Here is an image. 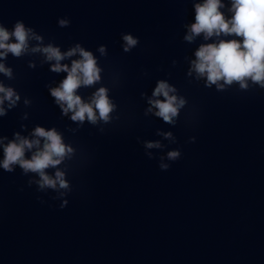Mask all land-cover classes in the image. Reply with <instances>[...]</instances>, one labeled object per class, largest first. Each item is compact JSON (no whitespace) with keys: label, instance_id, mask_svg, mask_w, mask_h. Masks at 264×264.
Returning a JSON list of instances; mask_svg holds the SVG:
<instances>
[{"label":"clouds","instance_id":"obj_1","mask_svg":"<svg viewBox=\"0 0 264 264\" xmlns=\"http://www.w3.org/2000/svg\"><path fill=\"white\" fill-rule=\"evenodd\" d=\"M195 22L186 25L188 34L184 36L187 42H193L196 37L203 36L204 41L213 37H236L233 39H217L214 42L202 43L195 51V59L191 61V71H195L198 77H206V86L216 85L218 90L225 86H231L234 82L241 90H248L252 86L264 89V0H230V7L227 11L231 13L226 16L222 11L226 7L222 0H203L194 3ZM70 21L59 19L60 27H67ZM34 39L40 44L29 49V40ZM123 51L129 52L138 44V38L131 34H123ZM43 37L37 35L33 28L26 27L23 21H17L12 30L0 23V60L6 59L11 53L13 57L20 58L29 51L42 53L46 62L55 61L51 64L50 70L54 73H67L58 87L51 88V96L55 103L62 110L63 115L72 113L70 119L81 124L87 120L92 124L99 119L107 123L110 113L115 105L108 97V90L105 87L97 89L90 100L84 102L77 90L83 87H90L100 81L101 68L98 67L97 58L91 51L85 50L79 43L66 52H61L59 47L52 43L41 46ZM98 51L104 55L106 48L101 45ZM78 55L73 59L71 65L62 64L61 61ZM35 65L30 63L29 67ZM0 73L12 78V69L0 63ZM223 83H220V82ZM176 89L166 81L157 82L152 96L163 99H150L149 104L156 108L155 116L162 118L164 122L173 124L174 118L179 115L180 109L185 106V99H178L170 93ZM0 116L5 115L2 107L5 101L9 102V108L13 107L20 99L11 87H5L0 83ZM29 103V101H25ZM152 107L147 112L152 111ZM147 114V113H146ZM33 139L22 137L20 133L14 134V139L7 144L0 138V146L3 148V161L0 167L6 172H13V166L18 165L23 173H35L39 179L29 181V184L36 183L38 189L70 190L69 182L65 179L63 171H55L54 176L47 173L49 168H57L66 156L73 153V148L67 145L55 128L45 130L37 126L33 133ZM166 138L172 136L165 134ZM194 139V138H193ZM43 140V144H41ZM145 147L160 148V143L148 141ZM35 151H31L32 149ZM26 151H31L30 158H26ZM152 158L151 153L148 154ZM181 157L180 150H172L167 153L169 161H176ZM163 159V158H162ZM161 170H167L170 165L161 163ZM67 201L61 204L64 208Z\"/></svg>","mask_w":264,"mask_h":264}]
</instances>
